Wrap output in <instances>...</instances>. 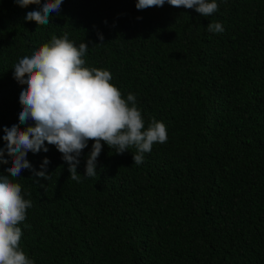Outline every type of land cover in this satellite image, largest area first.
<instances>
[{
    "label": "trees",
    "instance_id": "obj_1",
    "mask_svg": "<svg viewBox=\"0 0 264 264\" xmlns=\"http://www.w3.org/2000/svg\"><path fill=\"white\" fill-rule=\"evenodd\" d=\"M136 2L63 0L37 25L25 16L41 5L0 0V139L33 123L19 122L26 85L14 64L65 33L88 44L84 66L108 70L125 99L136 96L145 127L155 118L168 137L139 165L135 147L104 144L86 177L90 140L79 182L54 145L29 151L31 169L10 177L32 202L20 246L34 264H264V0H216L208 17ZM45 158L48 179L36 175Z\"/></svg>",
    "mask_w": 264,
    "mask_h": 264
},
{
    "label": "clouds",
    "instance_id": "obj_2",
    "mask_svg": "<svg viewBox=\"0 0 264 264\" xmlns=\"http://www.w3.org/2000/svg\"><path fill=\"white\" fill-rule=\"evenodd\" d=\"M15 2L20 7L41 5L27 12L25 20L47 25L50 13H58L63 0ZM166 2L176 8L195 9L204 17L218 10L216 0H137L135 7L138 10L162 7ZM207 29L216 33L224 31L220 23H209ZM99 39L103 40V36L99 35ZM87 50V43L77 47L67 33L59 38L53 35L50 42L31 55L22 56L13 66L14 79L26 85L19 93V122L33 123L24 129L16 124L4 127L3 140L0 139V163L8 164L5 151L11 157L9 175H0V264H34L20 246L23 233L19 226L26 220L32 202L22 195L21 185L10 179L20 177L23 169H31L26 159L29 151L47 152L45 142L54 145L68 164L69 178L79 182L78 158L90 140L94 143L86 159V177L96 175L97 159L104 144L117 154L135 147L133 161L139 165L154 143L167 142L165 124L152 118L145 127L136 96L128 93L125 99L111 83L108 70L84 66ZM48 163L45 158L41 165L45 170L36 172L38 177H50L46 173Z\"/></svg>",
    "mask_w": 264,
    "mask_h": 264
}]
</instances>
